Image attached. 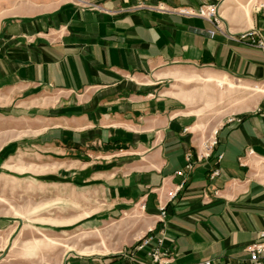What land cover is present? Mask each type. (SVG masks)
<instances>
[{"label":"crops","instance_id":"crops-1","mask_svg":"<svg viewBox=\"0 0 264 264\" xmlns=\"http://www.w3.org/2000/svg\"><path fill=\"white\" fill-rule=\"evenodd\" d=\"M215 1L20 0L4 12L0 192L29 185L48 196L16 210L48 211L50 222L35 226L49 232L138 217L142 236L162 239L168 264L248 257L264 230V50L228 35L264 34V7H220L221 30L181 12ZM193 76L255 84L262 95L236 122L222 118L211 157L180 176L186 154L201 150L216 125L184 85ZM215 168L220 175L211 178ZM2 205L12 209L5 198ZM14 222L0 214V245ZM139 238L120 252H67L56 264L150 262L134 251Z\"/></svg>","mask_w":264,"mask_h":264},{"label":"rangeland","instance_id":"rangeland-1","mask_svg":"<svg viewBox=\"0 0 264 264\" xmlns=\"http://www.w3.org/2000/svg\"><path fill=\"white\" fill-rule=\"evenodd\" d=\"M19 3L20 0H0V17L8 8H15ZM219 5L223 6V9L231 7L233 10H242L251 14L264 7V0H221ZM232 81L240 84L237 80L232 79ZM185 82L184 85L189 87L188 93L193 94L192 97L202 108L204 117L216 124L210 126L211 134L219 127L218 123L222 118H229L250 110L262 95L256 91L259 88H253L252 85L255 84L250 83L251 87L248 88L238 85L230 87L228 84L220 86L216 80H207L198 76L186 79ZM10 191L11 195H6L4 191L0 192V207L3 206L5 198L11 203L12 209L0 210V214L9 216L12 221L24 223L20 226L18 222L12 223L9 242L6 241V244L0 245V264H56L65 253H80L84 250L89 251L88 248L94 251V248L106 247L108 252H120L124 248H129L144 232L139 230L140 225H134L138 217L128 215L93 229H84L76 225L49 232L35 226L36 220L50 222L47 217L48 211L16 210L13 207L19 203H27V206L32 207L35 202L48 199V196L42 198L39 193H35V187L29 185L26 188L14 185ZM26 193L29 194L26 195ZM59 202L65 201L59 200Z\"/></svg>","mask_w":264,"mask_h":264},{"label":"built area","instance_id":"built-area-1","mask_svg":"<svg viewBox=\"0 0 264 264\" xmlns=\"http://www.w3.org/2000/svg\"><path fill=\"white\" fill-rule=\"evenodd\" d=\"M220 1L216 0L212 3H206L199 7L197 11L190 10H182L181 12L184 14H193L205 18L212 22L216 29L221 30L222 24V16L220 13ZM139 6H143V4H139ZM158 9H164L162 6H158ZM215 30L210 31L211 35H214ZM229 38L233 41L251 47L264 50V34L256 29L250 28L240 33H231L229 32ZM238 119L235 116H230L227 118L228 123H234ZM218 144L217 137V129L215 132L210 134L204 141L202 142L201 150L197 152H188L186 154V162L184 169L178 170L176 173L180 176H184L187 170H191L197 161H202L204 159H208L211 157L215 146ZM249 154H253V150H249ZM223 155H219L218 159L221 160ZM220 175V169L215 168L211 172V178ZM183 184L178 186L180 189ZM166 215V207L163 206L160 209V216L163 220ZM135 252L144 251L146 252L147 257L150 259V262H147L141 258H137L134 256L135 264H168L170 262V258L168 257V250L163 248L162 239H158L154 243V236L151 234H145L140 237L134 247ZM246 251L248 252V257L239 262L230 263V264H264V230L261 231L255 241L247 245ZM133 256V255H132ZM198 264H218L212 260L201 261Z\"/></svg>","mask_w":264,"mask_h":264},{"label":"bare ground","instance_id":"bare-ground-1","mask_svg":"<svg viewBox=\"0 0 264 264\" xmlns=\"http://www.w3.org/2000/svg\"><path fill=\"white\" fill-rule=\"evenodd\" d=\"M254 87H255V88H257V87H258V85H255Z\"/></svg>","mask_w":264,"mask_h":264}]
</instances>
